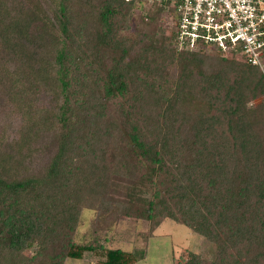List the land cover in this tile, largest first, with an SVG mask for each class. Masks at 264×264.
I'll use <instances>...</instances> for the list:
<instances>
[{
  "label": "trees",
  "instance_id": "trees-1",
  "mask_svg": "<svg viewBox=\"0 0 264 264\" xmlns=\"http://www.w3.org/2000/svg\"><path fill=\"white\" fill-rule=\"evenodd\" d=\"M34 1L23 0L16 14L0 2V27L14 34L5 39L0 31V58L25 62L21 38L42 32L31 67L27 60L4 73L0 63V113L15 107L19 114L14 146L0 138V264L146 257L145 248L106 247L97 236L76 241L84 209L133 215L150 228L170 219L214 246L212 259L185 249L173 264H264V70L219 50H178L172 26L133 40L119 36L132 26L134 5L159 19L162 10L172 15L165 4L97 0L96 19H82V0H50L53 23ZM75 35L82 39L76 51L67 43ZM94 56L103 57V69L93 66ZM55 127L57 150L32 164L40 147L29 145ZM113 168L132 183L131 196L147 193L142 207L115 210L98 201Z\"/></svg>",
  "mask_w": 264,
  "mask_h": 264
},
{
  "label": "rangeland",
  "instance_id": "rangeland-1",
  "mask_svg": "<svg viewBox=\"0 0 264 264\" xmlns=\"http://www.w3.org/2000/svg\"><path fill=\"white\" fill-rule=\"evenodd\" d=\"M96 1L97 0H82L78 3L79 5L83 4L82 9L84 10L83 15H81L80 18L83 19L84 17L88 16L87 18L89 19H96L95 16L91 18L92 15L96 13ZM0 2L4 8V11L6 7L8 11L11 9L13 13L16 14L23 0H0ZM34 2L38 8H40L39 6L43 5L41 6V9H44V11L53 19V23L56 22L55 18L52 15V9L50 11L46 10V8H53L54 3L50 1L51 3L46 4V2L44 3L43 0H38ZM37 7H33L32 10L34 11L35 9H37ZM32 10L29 14L25 15L28 17L26 20L33 19ZM131 16L132 18L130 19L129 24H132V26H123L124 28L121 27L118 32L119 36L129 40L135 39L137 34L139 33H165L166 31L168 32V30L171 29L172 26V19L170 17V13L166 10L161 11L159 19L157 17L152 19L147 16L145 10L142 9L140 5H134L131 10ZM4 17L6 20V13H4L3 18ZM0 25L2 26V21L0 22ZM82 25L83 24H81L80 27ZM58 29H60L59 25ZM0 31L2 32L1 36L5 39L14 37V34L9 31V29L2 31L0 27ZM28 31L30 32L27 36L28 39L24 37L21 38V41L24 50L27 49L25 51L27 55H24L23 59H25V62L28 60L29 64H26L23 60H18V57H13L9 54L2 53L3 55L0 58V63H4V73H11L12 71L16 70L17 67L23 66L24 63L25 67H31L30 57L35 55V48L36 46H38V43L34 39H37V37H41L42 32L38 29H31ZM75 38V42L73 40L68 42L67 40V43L70 44L69 46H72L74 51H76L75 49H78L82 44V39L77 38L76 35ZM164 41L165 45L166 43L169 44L167 42V39H164ZM6 50L8 51V49ZM210 51L213 53L219 52L215 49H212ZM79 52H81L82 54H86L89 58H93V55L90 56V53H87L83 47L80 48ZM40 56L42 55H38L37 57ZM228 57L236 58L237 56L228 54ZM38 62L44 65L48 64L45 63L44 60L41 58L38 59ZM96 65L100 66L101 69L104 68L103 57H95L93 66ZM177 70V63L176 65L172 64L169 66L167 73L170 79H172L173 75L176 74ZM255 101H257V99H255L253 102ZM15 111V107H13V110L11 111L5 110L4 112L0 113V138H4V140H1V143H6V146H14V143H8L11 141V137L15 135L18 129L17 125L19 114ZM49 131L52 132L50 133L51 135H49ZM60 132V129L57 127L53 128V130L46 129L43 132L44 135L42 136V143H32L29 145L30 148L34 145H39L40 147V152L38 154L39 157L34 158V156H31L32 164H36L37 160H39L41 163H44L49 160L50 156L57 150V147L59 145ZM105 176L106 186L104 188V191L100 195V199L98 201L106 202L112 206L114 205L113 208H116L115 210H122L124 206H128L129 210L135 211L137 208H140L144 205V196H146L147 193L142 191L139 193L137 191L136 194H133L131 196L130 187L132 183L128 178L118 174L114 168L108 169L107 174ZM83 213L84 214H82V216L80 217V222L75 231L74 239L76 241L86 243L90 241L94 236H97L99 239H101V242L106 247H120L123 249H131L133 247L145 248L146 257L138 260L135 264H173V261L175 258H177L179 252L185 249H191L196 252H199L206 259H212L213 257V244L204 241L201 236L193 233L187 226L175 222L173 220L166 219L162 221L158 227L150 228L148 220L137 218L133 215H123L120 212H117L118 216H116V218H107L103 215L97 216L96 211L94 209H84ZM64 264L93 263H89L87 262V260L83 259H66Z\"/></svg>",
  "mask_w": 264,
  "mask_h": 264
},
{
  "label": "built area",
  "instance_id": "built-area-1",
  "mask_svg": "<svg viewBox=\"0 0 264 264\" xmlns=\"http://www.w3.org/2000/svg\"><path fill=\"white\" fill-rule=\"evenodd\" d=\"M172 9L178 50H219L264 70V0H142Z\"/></svg>",
  "mask_w": 264,
  "mask_h": 264
}]
</instances>
